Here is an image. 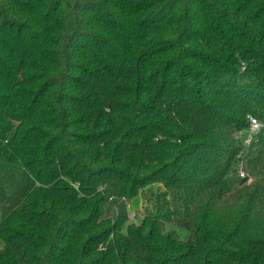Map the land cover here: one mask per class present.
Here are the masks:
<instances>
[{"label":"trees","instance_id":"1","mask_svg":"<svg viewBox=\"0 0 264 264\" xmlns=\"http://www.w3.org/2000/svg\"><path fill=\"white\" fill-rule=\"evenodd\" d=\"M250 115L264 0H0V264H264Z\"/></svg>","mask_w":264,"mask_h":264},{"label":"rangeland","instance_id":"2","mask_svg":"<svg viewBox=\"0 0 264 264\" xmlns=\"http://www.w3.org/2000/svg\"><path fill=\"white\" fill-rule=\"evenodd\" d=\"M249 136H250V130L249 129L242 131V134L240 135V137H241L242 141L244 142V144H245V140ZM241 170H242V162L240 161V157H238L233 163V166L231 168V173L232 174L233 173H239V172L241 173ZM244 177H246V175ZM157 188H158V185H154V186H152L151 190L155 191ZM143 199H144L143 195H137L131 199L130 208H129L131 219H134L136 214L142 212ZM115 207H116L115 203L111 201V203L108 207V214L109 215L112 216L114 214ZM0 216H1V214H0ZM127 228H128V224L125 227V230H127ZM169 228L175 229L178 232L180 238L186 239L187 231L185 229L174 227V226H169ZM3 246H4V240L2 239V237L0 235V248H2Z\"/></svg>","mask_w":264,"mask_h":264},{"label":"built area","instance_id":"3","mask_svg":"<svg viewBox=\"0 0 264 264\" xmlns=\"http://www.w3.org/2000/svg\"><path fill=\"white\" fill-rule=\"evenodd\" d=\"M249 121H250V126L248 129L250 130V136L245 140L246 145H250L252 143L255 135H257L264 128L263 122L261 120H259L257 117L250 115ZM241 134H242V132L240 133V135ZM240 175L243 177L245 176V173L243 170H241Z\"/></svg>","mask_w":264,"mask_h":264},{"label":"water","instance_id":"4","mask_svg":"<svg viewBox=\"0 0 264 264\" xmlns=\"http://www.w3.org/2000/svg\"><path fill=\"white\" fill-rule=\"evenodd\" d=\"M248 180H249V177L246 176V177H244V178L242 179L241 183L243 184V183L247 182Z\"/></svg>","mask_w":264,"mask_h":264}]
</instances>
